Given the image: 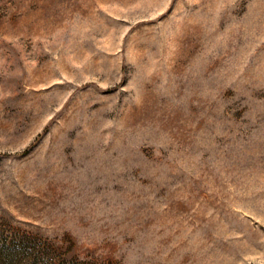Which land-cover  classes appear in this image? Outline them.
<instances>
[{
  "label": "rangeland",
  "instance_id": "rangeland-1",
  "mask_svg": "<svg viewBox=\"0 0 264 264\" xmlns=\"http://www.w3.org/2000/svg\"><path fill=\"white\" fill-rule=\"evenodd\" d=\"M0 264H264V0H0Z\"/></svg>",
  "mask_w": 264,
  "mask_h": 264
}]
</instances>
